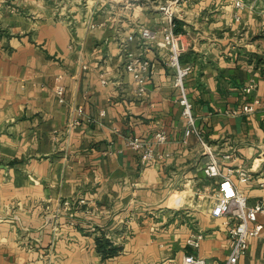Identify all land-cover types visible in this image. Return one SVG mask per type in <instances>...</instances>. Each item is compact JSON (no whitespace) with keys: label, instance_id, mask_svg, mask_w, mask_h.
I'll list each match as a JSON object with an SVG mask.
<instances>
[{"label":"crops","instance_id":"1","mask_svg":"<svg viewBox=\"0 0 264 264\" xmlns=\"http://www.w3.org/2000/svg\"><path fill=\"white\" fill-rule=\"evenodd\" d=\"M57 1L0 0V264H184L187 254L228 264L236 218L212 214L219 178L204 172L208 148L185 136L168 19L140 4L128 23L95 6L59 14ZM263 7L243 9L240 23L235 0H184L176 17L196 125L249 205L264 197ZM143 26L158 37L144 51L152 74L141 93L119 38L135 32L129 46L142 49ZM159 130L169 156L146 160L128 143ZM79 198L77 209L64 204ZM195 233L198 247L187 242ZM98 237L122 249L104 257ZM235 264H264V235Z\"/></svg>","mask_w":264,"mask_h":264},{"label":"built area","instance_id":"2","mask_svg":"<svg viewBox=\"0 0 264 264\" xmlns=\"http://www.w3.org/2000/svg\"><path fill=\"white\" fill-rule=\"evenodd\" d=\"M261 0H235L236 11L234 20L242 22V10L248 8L259 9ZM184 0H161L158 5L159 11L168 19L169 24L165 29L163 43L169 49L168 65L174 70L173 85L179 90V102L183 107L182 114L186 119L187 125L185 128V136L188 137L195 134L204 144L210 153V161L204 168V172L208 177L219 178V194L217 202L212 210L214 216H231L236 218V223L230 228L229 234L231 238V250L228 258V264L238 262L248 250L249 240L254 236L264 235V222L260 217L264 218V197L260 198L255 204L249 205L245 192L232 178L231 173L224 172L220 166L218 156L210 150V146L204 139L200 129L196 125V116L192 100L189 97L188 88L186 86L187 79L192 73L193 65L183 62L182 56L186 51V44L182 41V34L175 31L176 17L178 8ZM58 4V3H57ZM59 14H62L64 6L58 4ZM264 13V7L262 8ZM138 34V33H137ZM136 37V33H130L120 40V48L124 54V67L139 84V92L145 91V84L152 74L151 61L145 56V49L149 44L154 42L158 37V32L149 28L141 27L139 29L138 45L143 46L142 49H131L129 44ZM103 82H107L103 78ZM256 86L255 82H251L244 87V91L250 93ZM55 93L60 102H65V88L63 85H57ZM255 100L252 103H247L243 107L245 112H253L255 110ZM169 141V135L166 130H159L153 137L144 139L140 136H131L128 140L129 145L140 152L143 159L154 160L158 157L164 158L169 156V153L160 151V146ZM229 157V155H227ZM239 180L246 182L250 179L246 171H240ZM86 202V199L79 198L76 201L67 200L65 206L67 208L79 206ZM203 234H192L187 242L189 245L200 246ZM184 264H207L206 260L194 254H187L184 258Z\"/></svg>","mask_w":264,"mask_h":264},{"label":"rangeland","instance_id":"3","mask_svg":"<svg viewBox=\"0 0 264 264\" xmlns=\"http://www.w3.org/2000/svg\"><path fill=\"white\" fill-rule=\"evenodd\" d=\"M161 0H58L57 3H61L65 8L73 5L85 6L86 8H95L91 9L93 15L104 14L109 11H113L114 15L119 16L122 20L128 23L129 18L132 19V14L134 8L140 6L145 7L143 10H146L147 13L152 14L154 17L155 14L159 11L158 5ZM128 4V5H127ZM161 13V12H160Z\"/></svg>","mask_w":264,"mask_h":264},{"label":"trees","instance_id":"4","mask_svg":"<svg viewBox=\"0 0 264 264\" xmlns=\"http://www.w3.org/2000/svg\"><path fill=\"white\" fill-rule=\"evenodd\" d=\"M178 19H176V32H180L181 28L178 27ZM97 245L99 251L103 254L104 257H110L118 254L120 250L122 249V246L115 244L112 240L98 237L97 238Z\"/></svg>","mask_w":264,"mask_h":264}]
</instances>
